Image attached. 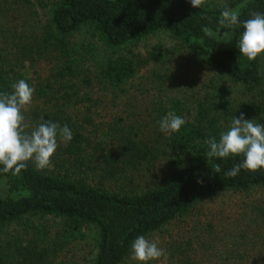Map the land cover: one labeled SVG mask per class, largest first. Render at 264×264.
Masks as SVG:
<instances>
[{
    "label": "trees",
    "instance_id": "trees-1",
    "mask_svg": "<svg viewBox=\"0 0 264 264\" xmlns=\"http://www.w3.org/2000/svg\"><path fill=\"white\" fill-rule=\"evenodd\" d=\"M37 7L46 16L39 26L33 22L39 33L19 32L24 21L17 16L37 15ZM225 8L237 11L239 20L244 21L251 12L264 13V0H205L200 8H193L190 0H0V43L4 44L0 46V93H10L15 82L25 79L35 89L36 103L31 114L28 112L34 127L52 121L61 127L66 124L73 133L67 144L58 141L54 168L37 170L29 161L17 175L0 171V230L29 217L51 216L62 220L63 239L74 240L90 226L97 232L91 264H127L138 236L161 231L222 192L264 187V169H241L235 177L225 175L243 156L219 159L206 155L205 141L219 140L218 119L229 113L227 101L200 103L190 115L179 101L172 100L169 111L186 123L169 135L159 131L157 121L168 111L163 109L161 114L160 106L155 117L117 114L102 123L95 120L108 100L102 93L117 99L115 90L134 77V63L124 55L108 58L94 77L80 78L79 86L75 59L68 51V37L81 29H88L110 49L166 31L227 78L250 89L260 88L264 84V53L254 61L240 55L237 42L244 30L219 26ZM204 27L216 35L206 36ZM226 31L231 34L230 41L223 39ZM45 56H50L54 65L44 82H33L26 76L25 63L32 66ZM90 83L99 86L102 99L95 100L83 90ZM259 117L263 123L264 115L259 113ZM158 154L166 159L168 169L157 181L135 176L137 164ZM214 164L220 165L219 173L213 172ZM256 210L264 225V206ZM199 235L192 233L196 246L189 237L182 243H168L169 257L176 264H203L199 258L209 257L213 249L210 238ZM7 250L11 253L0 258V264H50L48 251L37 244ZM8 254L12 261L6 260ZM220 262L238 263L227 258ZM251 264L264 263L253 260Z\"/></svg>",
    "mask_w": 264,
    "mask_h": 264
},
{
    "label": "rangeland",
    "instance_id": "rangeland-1",
    "mask_svg": "<svg viewBox=\"0 0 264 264\" xmlns=\"http://www.w3.org/2000/svg\"><path fill=\"white\" fill-rule=\"evenodd\" d=\"M41 14L42 11L38 8L37 15L17 16L21 22L24 21L19 32L22 30L37 35L40 28L35 29L33 22L36 21L39 26L46 21V16ZM68 42V51L75 59V71L78 75L76 81L79 86L82 85L80 78L94 77L100 65L108 58L124 55L134 63V77L115 90L119 95L117 99L112 98L110 93H102L108 100L103 109L99 108L100 113L95 115L97 121L103 123L117 114L124 117H155L158 115L159 106L162 109L161 114L163 109H167L168 114L172 112L169 111L172 100L179 101L190 115H194L198 104L209 105L213 101L224 100L229 104V113L219 116L221 132L226 131L232 118H238L241 113L245 119H253L255 123L264 125V122L257 120L261 118L259 113L264 115V84L260 88L250 89L227 78L196 57L166 31H159L118 49L105 47L88 29L73 33L68 37ZM2 44L3 42L0 46ZM54 62L50 56L42 57L32 66L26 62V76L33 82H44ZM84 86L85 89H82L90 92L95 100L103 98L98 85L90 83L89 86ZM35 103L33 98L31 105L23 111L25 121L32 127L34 124L28 112L31 114ZM148 160L137 164L135 176L146 181H157L168 169V163L161 154ZM55 161L58 159L53 154L49 169L55 167ZM262 206L264 187L246 191H225L200 203L184 217L175 219L161 231L146 238L158 239L159 246L164 249L168 243H182L188 237L195 240L196 246L198 242L192 236L196 232L200 234V238H210L208 241L212 243L213 254L204 260L203 257H198L199 260L202 258L203 264H222L220 261L224 258L236 260L237 264H251L253 260L264 263V225L261 224L260 214L256 210V207ZM62 228V220L51 216L29 217L8 225L0 230V258L11 253L8 248L13 250L20 246L32 247L37 244L39 249L48 251L50 264H91L96 252V229L84 227L82 237L65 240L61 234ZM208 230L212 233L211 237L205 233ZM6 260L12 261L9 254ZM132 262L136 261H131L129 255L127 264ZM149 264L176 262L166 251L165 257L150 261Z\"/></svg>",
    "mask_w": 264,
    "mask_h": 264
},
{
    "label": "clouds",
    "instance_id": "clouds-1",
    "mask_svg": "<svg viewBox=\"0 0 264 264\" xmlns=\"http://www.w3.org/2000/svg\"><path fill=\"white\" fill-rule=\"evenodd\" d=\"M193 8H200L205 0H190ZM218 21L221 28L231 29L240 26L244 30L237 42L240 55L254 61L264 53V13L251 12L250 18L239 20V13L225 8ZM208 37L216 34L208 28L202 29ZM223 39L230 41L231 34L223 33ZM206 74V73H205ZM204 74V76H205ZM35 89L25 79L12 85L10 93H0V171L17 175L26 169L31 161L37 170L48 168L51 157L58 147V141L67 144L73 133L65 124L61 127L52 121H43L32 127L25 121L24 109L31 105ZM159 131L169 135L179 132L186 123L185 119L169 112L159 121ZM206 153L208 158L226 159L231 156H243L225 175L235 177L244 169L249 172L264 169V125L255 123L253 119H245L241 113L234 116L226 131L220 133L219 140L209 138ZM214 173L221 171L219 164L212 165ZM201 181H198L200 183ZM166 256V249L159 246L158 239L138 236L131 245L130 260L138 264H149Z\"/></svg>",
    "mask_w": 264,
    "mask_h": 264
}]
</instances>
